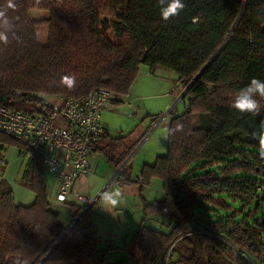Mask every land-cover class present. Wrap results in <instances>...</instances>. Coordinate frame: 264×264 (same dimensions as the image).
<instances>
[{
  "label": "trees",
  "instance_id": "trees-1",
  "mask_svg": "<svg viewBox=\"0 0 264 264\" xmlns=\"http://www.w3.org/2000/svg\"><path fill=\"white\" fill-rule=\"evenodd\" d=\"M15 3L9 15L19 41L10 34L0 44V103L8 109L32 114L51 96L82 99L96 88L112 92L117 105L141 65L151 74L173 72L188 101L168 123L184 130L167 136L166 153L141 169L139 189L156 178L162 198L143 200L144 218L124 248L126 260L110 263L99 255L92 206L81 214L70 205L75 223L63 237L41 159L31 154L18 181L33 194L32 204L16 205L10 184L0 179V264L25 257L31 264H264V222H236L235 212L222 218L212 209H228L225 200L243 207L264 199V160L250 136L264 119V99L259 116L230 107L252 78L264 80V0H184V10L169 21L161 19L157 0H111L109 7L107 0ZM36 8L48 12L45 45L36 37L40 21L28 15ZM64 75L76 76L74 89L59 83ZM9 145L21 153L18 142L0 134V149ZM158 214L173 222L168 233L144 226Z\"/></svg>",
  "mask_w": 264,
  "mask_h": 264
},
{
  "label": "rangeland",
  "instance_id": "rangeland-1",
  "mask_svg": "<svg viewBox=\"0 0 264 264\" xmlns=\"http://www.w3.org/2000/svg\"><path fill=\"white\" fill-rule=\"evenodd\" d=\"M110 1L107 0L108 7ZM104 13L111 15L108 9H105ZM28 15L31 19L40 21L36 27V37L40 45H45L48 24L42 20L48 18V12L36 8L28 10ZM109 35L114 40L111 34ZM161 74L159 75L157 72L151 74L146 66H139L138 75L127 95L120 98L121 103L111 105L102 112L101 122L106 127L110 139L115 140L116 151L119 152V148L126 147L129 154L120 166H116L110 161L108 155L99 153L94 160L92 174L82 182L85 187L82 194L90 202H93L89 217L97 227V251L100 256L104 255L106 261L110 263L127 259V252L124 248L144 218L143 200L153 202L162 198L161 182L158 179H152L149 185L141 190L139 189L140 183L136 184V182L139 181L142 167L154 164L158 156L166 153L167 136L163 130L168 127L173 116L181 115L186 110L188 99H182L183 89L179 85L176 87L175 74L171 71L169 75H166L168 77H165L164 73ZM7 151L14 155L15 146L9 145ZM20 160L22 166L19 170H22L26 161L22 157ZM125 161L123 174L116 176L118 174L116 172ZM14 176L17 178H14L13 182H9V184L15 182L26 198H30L26 205L32 204L33 194L20 185L17 174ZM52 177L54 178L46 170H43V178L46 183L48 179L52 181ZM112 179L113 181H111ZM125 179L129 182L121 183ZM120 180L123 181L118 182ZM117 187L122 190L121 202L116 207L102 209L101 204L98 203L99 194ZM48 191L51 206L59 213V223L62 227L68 228L71 223L70 205L56 203L55 193L51 188H48ZM263 200H260L261 202L251 201L243 207L239 203L225 200L229 206L228 209L217 207L212 209L222 218L229 217L235 212L233 220L236 222L245 221L248 224H253L255 221H259L263 223ZM172 225L173 222L162 214L149 215L144 222L145 227L162 233H168Z\"/></svg>",
  "mask_w": 264,
  "mask_h": 264
},
{
  "label": "built area",
  "instance_id": "built-area-1",
  "mask_svg": "<svg viewBox=\"0 0 264 264\" xmlns=\"http://www.w3.org/2000/svg\"><path fill=\"white\" fill-rule=\"evenodd\" d=\"M114 98L104 88L93 89L82 99L53 96L38 102L32 114L10 110L0 103V134L20 144L25 161L31 154L38 155L43 169L56 180L55 201L74 205L81 214L89 212L93 202L76 192L74 185L90 174L87 157L105 135L100 118ZM2 153L0 149L1 166Z\"/></svg>",
  "mask_w": 264,
  "mask_h": 264
},
{
  "label": "clouds",
  "instance_id": "clouds-1",
  "mask_svg": "<svg viewBox=\"0 0 264 264\" xmlns=\"http://www.w3.org/2000/svg\"><path fill=\"white\" fill-rule=\"evenodd\" d=\"M157 4L163 21H169L173 17L179 16L186 6L184 0H157ZM10 10H16L15 0H4L3 3H0V44L4 45L8 44L10 34L19 41L14 32V20L9 15ZM59 83L71 90L76 87L77 79L75 75H64L60 78ZM261 99H264V80L252 78L234 95L230 107L241 114L259 116L262 110V105L259 102ZM183 130L184 125L177 122L172 128L165 127L163 132L166 136H171ZM250 136L257 141L258 156L264 160V119L259 121ZM121 198L122 190L117 187L100 193L98 203L101 204L102 209L107 210L110 207H116L121 202ZM18 264H31V262L29 258L25 257Z\"/></svg>",
  "mask_w": 264,
  "mask_h": 264
},
{
  "label": "crops",
  "instance_id": "crops-1",
  "mask_svg": "<svg viewBox=\"0 0 264 264\" xmlns=\"http://www.w3.org/2000/svg\"><path fill=\"white\" fill-rule=\"evenodd\" d=\"M155 72H157L159 75L161 73H164L165 77H168L166 75H169V73H170V71L163 70V69H160V68H156L154 70V73H152V74H155ZM100 120H101V118H100ZM102 125H103V123H102ZM105 130H106L105 135L99 141V143L97 144L96 148L92 152H90V154L87 157L88 163H89V167H90V174L88 176L80 177L76 181V183L74 185V190L76 192H78L83 197H85V196L82 194V192H83L82 190L85 189V187H84V185H82V182L84 181V179H88L90 177V175L92 174V171L94 170V160L96 159V157H98L99 153H104V154L108 155L110 161L113 162L115 165H117L116 161L119 160V158L122 156V154H123V152L125 151V148H126V147L122 148V149L119 148L118 149L119 152H117L116 151V143H114V141L110 140V137L108 135L106 127H105ZM7 149H8V146H4L3 149H2V152H3L2 153L3 154L2 155L3 166L0 165V179L3 178L4 180H6L9 183V182H13L12 180H14V178H17V176H14V175H16V174L18 176L20 175L22 170H19V169L22 166V163H21V160H20L21 155L19 153V149H17L15 147L14 155L9 154ZM19 160H20V162H19ZM124 163L126 164V161ZM124 163H123V165H124ZM116 173H118V172H116ZM116 176H117V174H116ZM51 180L52 181H49V179H48L47 183L45 182L46 188H47V194H48L49 203H50V197H49L48 188H51L55 194H56V191H57V183H56L55 178L52 177ZM103 181H104V179H103ZM111 181H113V179ZM10 186H11V190H12V193H13L14 203L16 205H26V202H28L30 198L29 199L26 198V196L21 192V190L18 189V186L16 185L15 182L10 184ZM85 198L87 199V197H85ZM56 203H58V202H56ZM50 205H51V203H50ZM92 208H93V205H92ZM55 211L57 212V214H59L57 210H55ZM71 224H72V217H71L70 226H71ZM60 225H61V223H60ZM68 228H65V229H68ZM125 241H126V239L124 240V242Z\"/></svg>",
  "mask_w": 264,
  "mask_h": 264
},
{
  "label": "water",
  "instance_id": "water-1",
  "mask_svg": "<svg viewBox=\"0 0 264 264\" xmlns=\"http://www.w3.org/2000/svg\"><path fill=\"white\" fill-rule=\"evenodd\" d=\"M75 221H76V220H75ZM74 223H75V222H73L72 225H71L68 229H66L65 233L63 234V237H64V235H65L68 231H70V229L72 228V226H73ZM61 239H62V237H61ZM59 241H60V240H59Z\"/></svg>",
  "mask_w": 264,
  "mask_h": 264
}]
</instances>
